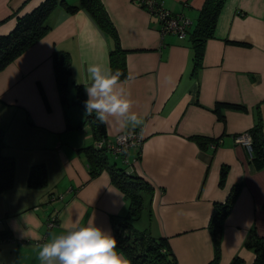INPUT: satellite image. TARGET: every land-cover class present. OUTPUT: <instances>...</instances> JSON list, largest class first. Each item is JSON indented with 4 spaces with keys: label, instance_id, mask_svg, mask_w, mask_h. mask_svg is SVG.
<instances>
[{
    "label": "crops",
    "instance_id": "1",
    "mask_svg": "<svg viewBox=\"0 0 264 264\" xmlns=\"http://www.w3.org/2000/svg\"><path fill=\"white\" fill-rule=\"evenodd\" d=\"M43 1L0 0V36ZM100 1L122 51L121 81L142 123L124 130L99 123L107 141L128 129L141 131L129 163L113 160L151 187L143 229L166 239L177 264H232L235 258L252 264L255 254L245 242L252 231L264 236V166L234 137L257 125L264 135V0H224L197 68L191 32L206 0H161L191 22L184 38L161 35L157 17L140 0ZM64 2L76 11L54 9L46 34L0 71L2 154L16 162L13 186L0 192V264H39L38 245L77 218L94 219L115 236L111 217L128 211L108 170L90 173L84 150L96 141L92 123L85 122L86 68L102 63L112 69L115 43L80 0ZM57 51L70 57L64 94L56 80ZM39 163L47 184L29 188V169ZM230 197L215 257L209 221ZM55 211L57 224L47 229Z\"/></svg>",
    "mask_w": 264,
    "mask_h": 264
},
{
    "label": "trees",
    "instance_id": "2",
    "mask_svg": "<svg viewBox=\"0 0 264 264\" xmlns=\"http://www.w3.org/2000/svg\"><path fill=\"white\" fill-rule=\"evenodd\" d=\"M223 2L224 0H206L200 10L197 23L191 32L194 68L199 66L205 41L213 35L217 15ZM80 5L92 15L98 25L114 40L115 47L110 52L111 66L114 72L119 71L121 73L120 79H123L125 77V68L119 58L122 51L118 46L116 31L101 1L80 0ZM58 6H63L69 12H75L77 9L75 6L66 4L64 0H44L31 12L19 17L10 32L0 36V71L46 34L50 29V15ZM53 61L56 80L61 92L64 94L66 80L70 74L69 54L57 51L53 55ZM217 106L219 107L220 105L218 104ZM228 106L240 108L238 105ZM85 122L92 123L96 136L95 140L105 139L102 125L95 119V116H87ZM247 132L252 138L250 158L258 166H264V135L262 129L257 125ZM4 145V130L0 128V192L13 186L16 173L14 158L2 154ZM84 150L87 155L90 173L95 175L101 169L106 168L110 174L111 181L124 193L128 203V211L125 216L114 215L111 217L115 226L114 232L118 241L117 246L120 251L124 253L131 264H177L176 258L165 238H156L147 229L133 233L130 231L133 221L139 219L140 211L145 207V193L150 190V185L143 178L129 171L126 166L117 165V162L113 160L116 158L107 147L96 148L90 145ZM137 154L136 159L139 157V153ZM109 158L113 162H110ZM46 184L47 171L45 165L39 163L31 166L27 176V186L41 189ZM232 202L233 197H230L224 204H218L209 221V229L215 247V257L218 256L220 250L221 226ZM245 245L255 254L252 264H264V236L252 231ZM232 264H242V261L235 258Z\"/></svg>",
    "mask_w": 264,
    "mask_h": 264
},
{
    "label": "clouds",
    "instance_id": "3",
    "mask_svg": "<svg viewBox=\"0 0 264 264\" xmlns=\"http://www.w3.org/2000/svg\"><path fill=\"white\" fill-rule=\"evenodd\" d=\"M86 73L87 80L83 84L87 95L86 117L95 114L100 123L120 130L142 123L141 117L132 111L131 91L126 87L127 82L121 81L119 71L114 72L102 63H89ZM63 229L38 245L39 264H130L118 250L116 237L98 226L94 219L86 223H81L79 218L65 221ZM24 235L29 238L30 232Z\"/></svg>",
    "mask_w": 264,
    "mask_h": 264
},
{
    "label": "built area",
    "instance_id": "4",
    "mask_svg": "<svg viewBox=\"0 0 264 264\" xmlns=\"http://www.w3.org/2000/svg\"><path fill=\"white\" fill-rule=\"evenodd\" d=\"M140 4L146 11L158 19L159 31L161 35L168 33L175 34L179 38H184L190 28L191 22L185 17L177 14H172L166 9L161 0H140ZM237 143L242 144L251 157L252 138L248 132L241 133L234 137ZM142 143V135L140 129H128L127 131L117 135L113 141L105 139L96 140L93 144L96 148L103 146L107 147L116 159H121L122 163L128 164L129 151L131 147H140ZM52 200L63 199L62 195L52 196ZM57 211V210H56ZM56 211L47 221V229L52 228L57 224ZM5 239H0V242Z\"/></svg>",
    "mask_w": 264,
    "mask_h": 264
},
{
    "label": "rangeland",
    "instance_id": "5",
    "mask_svg": "<svg viewBox=\"0 0 264 264\" xmlns=\"http://www.w3.org/2000/svg\"><path fill=\"white\" fill-rule=\"evenodd\" d=\"M0 107H2V109H5V105H0ZM0 117L3 118V120H5L6 118V115L5 116H1L0 114ZM110 159V158H109ZM110 162H113L112 159H110ZM52 197V196H51ZM50 197V198H51ZM143 211V213H142ZM145 211V212H144ZM147 214L146 210H145V207L142 208V210L140 211V217L138 220H135L133 221L131 227H130V231L133 233V232H137V231H140L138 229H142L143 230V227H144V216ZM142 215V216H141ZM135 227V228H134ZM3 257V255H1V258ZM2 262H6V261H2ZM7 264V263H6Z\"/></svg>",
    "mask_w": 264,
    "mask_h": 264
}]
</instances>
